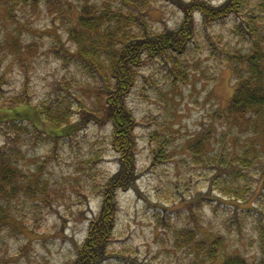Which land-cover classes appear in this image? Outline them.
Masks as SVG:
<instances>
[{
	"label": "rangeland",
	"instance_id": "374dc122",
	"mask_svg": "<svg viewBox=\"0 0 264 264\" xmlns=\"http://www.w3.org/2000/svg\"><path fill=\"white\" fill-rule=\"evenodd\" d=\"M188 1L137 3L153 28L160 30L178 27L184 18L180 2ZM207 1L219 6L226 0ZM261 1L249 4L264 24ZM59 3L0 0V94L22 95L28 101L19 110L0 102V120L31 118H24L20 130L6 121L0 127V146L15 148L14 162L25 175L15 193L9 188L8 198L0 194L1 212L14 221L13 225L7 220L0 223V264L73 262L90 220L100 211L101 187L120 168L111 144V123L93 120L71 137L55 141L46 133L49 122L39 117L37 109L53 104L57 95L69 94L75 101L71 115L76 121L81 104L74 93L86 106L96 105L93 93L98 82L76 64L69 29L84 5L114 8L123 0ZM194 19L198 24L194 40L180 57L188 80L175 83L178 77L171 72V61L149 58L128 97L138 120L139 177L135 186L117 193L113 252L100 264H221L238 253L256 264L264 255V183L259 180L264 163L250 171L253 191L239 197L214 182L222 170L218 164L216 171L213 164L197 160L199 152L203 157L221 150L246 154L248 147L255 150L256 145L262 149L264 129L249 121L250 113L238 118L224 111L238 84L229 55L247 53L251 43L245 32L237 31L235 14L204 25L201 13L195 11ZM12 42L16 48L10 47ZM207 130L205 135L211 138L205 151L196 153L193 144ZM163 142L166 145L159 153L164 159L154 161ZM189 227L196 229L192 244L180 238L182 228ZM218 235L224 239L223 247L209 260L196 244H210Z\"/></svg>",
	"mask_w": 264,
	"mask_h": 264
},
{
	"label": "trees",
	"instance_id": "16d2710c",
	"mask_svg": "<svg viewBox=\"0 0 264 264\" xmlns=\"http://www.w3.org/2000/svg\"><path fill=\"white\" fill-rule=\"evenodd\" d=\"M47 2L53 4L59 3V0H47ZM137 2L138 0H123V5L114 8L100 7L96 4L84 5L69 29L75 43L73 57L76 64L83 67L88 75L98 82L93 93L96 97V105L86 106L79 95L74 93L75 100L81 104L78 111L81 115L76 121L71 115L74 112L75 101L73 97H69V94L57 95L53 104L37 109L39 117H44L50 124V131L45 132L55 141L64 136L71 137L77 129L93 120L99 123H111L113 127L111 144L120 158V168L101 187L100 211L90 220L88 233L82 246L78 247L75 260L68 264H100L112 254L111 242L119 208L117 193L119 190L135 186L139 177L136 163L138 139L135 131L138 120L129 105L128 97L137 85L141 67L149 58L171 61V72L176 78L178 77L175 83L177 80H188L186 75L188 72L184 70L180 57L187 53L197 31L195 11L201 13L204 25L224 20L233 14L239 18L237 31L246 33L251 46L247 53L235 52L229 55L238 84L224 111L227 116L238 118H244L250 113L249 121L259 129L260 126L264 129V24L260 15L251 9L250 0H226L219 6L207 0L180 2L184 11L183 21L175 29L160 30L153 28L144 7ZM259 5L263 6L264 0ZM15 45L14 42L10 43L11 48H16ZM25 99L22 95L5 98L4 94H0V102L9 108L15 109L19 106L24 108L25 105L22 104L28 102ZM24 118L0 120V127L4 128L6 121L11 124L10 128L23 129L21 124ZM34 126L38 128V125L34 124ZM208 131L202 133L193 144L196 153L201 149L205 151L206 142L211 138L205 135L209 133ZM16 139L14 138L13 141ZM165 145L166 143L163 142L160 147L157 146L154 161L159 162L164 159L159 152L163 151ZM261 146L262 149L256 145L255 150L252 146L248 147L249 151L246 154L230 155L221 150L215 155L208 156L204 153L203 157H199L202 153L199 152L197 160L213 164L216 171L214 165L218 164L222 170L215 175L214 182L222 183L224 186H221V190L225 193L241 197L254 189L251 183L254 179L250 171L259 162L264 163V144ZM17 153L11 145L0 146V194L5 198L9 197L10 189L13 193L18 190V180L25 176L14 162ZM225 169L227 170L223 171ZM239 179H245L247 183L241 185ZM234 180L239 184H233ZM259 180L264 183V176ZM8 219L9 215L0 210V223L7 220V224L13 225L14 221ZM181 231L180 238L187 244L195 242L196 229L189 227L182 228ZM223 240V237L218 235L210 244L196 245L202 249L205 258L213 260L221 251ZM177 243L179 244V241ZM221 264L250 263L244 255L238 253L228 255ZM256 264H264V255Z\"/></svg>",
	"mask_w": 264,
	"mask_h": 264
}]
</instances>
